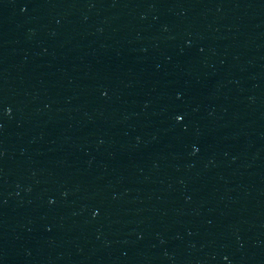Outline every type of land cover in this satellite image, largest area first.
I'll return each mask as SVG.
<instances>
[{"label": "water", "instance_id": "obj_1", "mask_svg": "<svg viewBox=\"0 0 264 264\" xmlns=\"http://www.w3.org/2000/svg\"><path fill=\"white\" fill-rule=\"evenodd\" d=\"M0 264H264V0H0Z\"/></svg>", "mask_w": 264, "mask_h": 264}]
</instances>
